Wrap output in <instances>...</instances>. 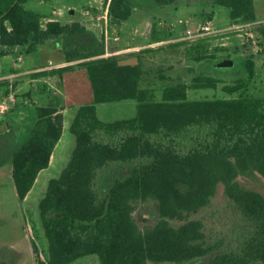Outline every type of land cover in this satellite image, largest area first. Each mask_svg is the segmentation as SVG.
Masks as SVG:
<instances>
[{"label": "trees", "instance_id": "obj_1", "mask_svg": "<svg viewBox=\"0 0 264 264\" xmlns=\"http://www.w3.org/2000/svg\"><path fill=\"white\" fill-rule=\"evenodd\" d=\"M29 1L0 0V55L37 56L41 46L56 42L68 65L33 76L61 78L64 71L84 68L94 97L78 109L70 128L77 142L72 159L40 203L49 257L44 261L35 245L36 263L70 264L97 255L100 264H264V195L238 181L264 178V95L248 93L258 74L255 58L264 55V24L257 28L262 49L246 57V75L222 87L230 97L191 100L190 90L218 89L222 82L196 72L191 82L177 79L157 88L151 77L166 80L164 69L157 76L144 69L153 48L104 57L99 37L82 22L44 25L43 14L25 7ZM176 1L156 0L161 6ZM211 1L229 9L233 24L259 22L255 0ZM133 12L132 0H111V26ZM205 14L206 20L214 15ZM158 23L152 19L144 29L150 44L171 38L152 34ZM221 50L210 52L203 40L191 46L188 59L212 63ZM130 57L138 63L125 62ZM128 100L137 102L134 117L101 119L99 105ZM60 111L34 106L22 143L3 140L7 131L0 129V167L10 162L20 201L50 166L63 135ZM11 116L0 113V128ZM220 184L235 208L229 227L195 217L213 203ZM136 201L158 205V218L144 229L134 216Z\"/></svg>", "mask_w": 264, "mask_h": 264}, {"label": "rangeland", "instance_id": "obj_2", "mask_svg": "<svg viewBox=\"0 0 264 264\" xmlns=\"http://www.w3.org/2000/svg\"><path fill=\"white\" fill-rule=\"evenodd\" d=\"M255 1L259 22L231 29L233 23L230 20L229 9L215 5L211 0H177L174 4L167 6L159 5L156 0H132L134 12L131 18L126 21L130 28L124 33L117 28L118 25H113V34H118L121 39L113 41L110 46L130 48L131 50L126 53L141 50L142 45L146 42L143 40L142 30L139 33L136 30L143 28L152 19H156L160 23V26L157 25L158 27H155L152 32L155 37L169 38L173 36L176 40L186 34L188 30L196 31L202 25L211 23L218 30V33H212L194 41L189 40L186 45L176 49L169 47L174 41L164 45L155 44L154 47H148L153 48L154 51L146 55L144 69L149 71L151 76L153 73L157 76L156 73L160 67L164 69L163 74L166 80L159 81L153 79V76L151 77L157 88L177 79L191 82L197 74L196 72H201L218 78L222 83L218 89L190 90L189 99L228 98L230 95L224 93L222 87L244 77L246 75V57L262 49L257 28L260 24H264V0ZM91 4H94V0H52L45 2L31 0L25 4V7L44 14V25L49 22L48 18L50 17L64 23L72 19L82 22L99 37L98 47L103 48L104 46L106 53L107 48L103 40L101 27L85 15ZM70 10H74L75 13L71 14ZM54 11L58 12V15ZM211 12L214 13L212 19L207 18L206 20L207 15L205 13ZM203 40L210 52H214L215 48H224V50L218 52V58L212 63L207 61L196 62L188 59L191 46H195ZM46 45H48V47L45 46L47 48L42 46L39 51L40 65H49L50 63L54 65L62 60L60 44L52 42ZM56 46L59 47V51L54 50ZM160 47H164V51L159 50ZM192 53L196 54L195 51ZM228 56L229 59L234 61L233 66H220L218 60L228 58ZM128 59H132L128 62H138L136 57ZM255 60L258 74L248 93L260 96L264 95V55H257ZM53 68L57 67L54 66ZM47 69L51 68H45V70ZM27 78L23 79L25 84L22 86L21 91L19 86L23 83H13V90L7 86L0 88L1 96L4 95L5 91H10L18 100L23 97L21 99L23 101H18L14 105L13 110L17 109V111L10 113L12 116L9 124L5 123L0 128L2 133L7 131L3 136V140H10L12 143L17 144L22 143L24 137L27 136L26 130L30 126L34 106L46 105H55L58 109L63 110L64 136L56 148L55 159L47 169L41 171L32 191L24 201H20L17 196L10 162L5 161V165L0 167V264H37L34 252L35 245L39 248L42 259L44 261L48 260L49 242L40 218L39 206L46 195L50 181L59 178L72 159L77 142L70 128L78 109L82 105L92 103L94 99L89 76L84 68L64 71L61 78L58 76L46 78L48 79L47 83L43 80L31 83ZM24 94L26 97H24ZM28 94L33 97L35 103L30 100ZM3 99L1 97L0 102ZM25 100H30V102L25 103ZM136 113L137 102L134 100L99 105V115L105 121L132 118ZM6 144L8 143L6 142ZM7 147L10 148V145L8 144ZM238 181L244 187L259 191L264 195V178L262 176L256 175L253 178L240 176ZM135 204L134 216L141 228L144 229L145 226L156 221L158 218V205L155 201H136ZM234 210L235 208L226 199L224 185L220 184L213 203L195 217L204 218L210 226L215 227L213 224L217 222L219 225L222 223V226L224 224V227H229L233 220L231 217ZM70 264H100V262L97 255H90Z\"/></svg>", "mask_w": 264, "mask_h": 264}, {"label": "crops", "instance_id": "obj_3", "mask_svg": "<svg viewBox=\"0 0 264 264\" xmlns=\"http://www.w3.org/2000/svg\"><path fill=\"white\" fill-rule=\"evenodd\" d=\"M43 2H45L44 0H42ZM52 1V0H51ZM70 8H72V7H70ZM71 11V10H70ZM55 12V11H54ZM43 13V12H42ZM45 18V16H44V14H43V19ZM48 20L49 21H51V20H56V19H54V18H52V17H50V18H48ZM73 21H78V20H70V21H68V22H65V23H71V22H73ZM150 21V20H149ZM62 23H64V22H62ZM148 23V22H147ZM147 23L143 26V28H139L138 30H136V32L137 33H139L140 32V30H142V36H143V40H144V42H146V43H144V45H142V49H145V48H148V47H151V46H153V45H155V44H157V45H164V44H166V43H171V42H173L174 41V43L176 42V41H181V42H186L187 43V41H189V40H187L186 39V34H184L183 36H180L179 38H177V40L176 39H174L173 38V36L170 38V39H166V40H162V41H158V42H154V43H148V39L147 38H145V32H144V29L146 28V25H147ZM162 26V25H161ZM117 28H119V30L121 29L122 30V32H127L128 31V29L130 28V26L126 23V21L125 22H123V23H121V24H119L118 25V27ZM177 30H179V29H177ZM180 35V34H179ZM199 39H201V38H199ZM45 46H47L48 47V45H43V47L44 48H47V47H45ZM50 46H53V45H50ZM42 47V46H41ZM114 47H116V46H114ZM118 47V46H117ZM154 47V46H153ZM54 50H57V51H59V47L58 46H56V47H54ZM129 50H131L130 48H120V50L119 51H116V52H114V54H124V53H126L127 51H129ZM40 51V50H39ZM139 51V50H138ZM1 56V55H0ZM130 60H132V59H126L125 60V62H127V63H131V64H137L138 62H128V61H130ZM50 64H52V63H50ZM49 64V65H50ZM64 64L65 65H67V63H63L62 62V60H60L59 62H56V64H52L53 65V67L55 66V67H57V68H60V67H63L64 66ZM49 65H40V61H39V52H38V54H37V56H33V55H24V54H19L17 57H15V56H13V55H7V56H1V63H0V88H3V87H10L11 88V90H13V83L15 84V83H23V84H21L20 86H19V90L21 91V89L23 88L22 86L25 84V82L23 81V79L25 78V77H28L27 79H29V81L31 82V83H37L38 81H48V79H46V78H53V77H55V76H49V77H35V76H33V74H35V73H37V72H40V71H44L45 70V68H49L50 66ZM51 65V66H52ZM47 70H51V69H47ZM33 76V77H32ZM47 83V82H46ZM86 83V82H85ZM10 84V85H9ZM10 88H8V90H10ZM49 91V90H48ZM8 92V91H7ZM7 92L5 91V93H4V95L3 96H1L0 95V98L1 97H3V98H5V97H8V96H10V95H12V93L10 92V94L9 95H6L7 94ZM27 92V91H26ZM27 96H29V98H30V100L32 101V102H34L33 101V97H30V95L28 94ZM24 97H26L25 96V94H24ZM23 98V97H22ZM21 97L19 98V100H18V98H16V102H15V104L19 101H23V100H21L22 99ZM30 100H25V103H29L30 102ZM35 103V102H34ZM15 104H13V106L10 108V110L12 109L13 110V107H14V105ZM7 111V112H9V113H11V112H13L12 110L11 111ZM61 110V109H60ZM60 112H62V114L64 115V113H63V110H61ZM63 136H64V126H63V135H62V137H61V139L59 140V142L56 144V146H55V148H54V151H53V155H52V157H51V163L53 162V160L55 159V151H56V148L58 147V145L61 143V141H62V139H63ZM51 163H50V165H51Z\"/></svg>", "mask_w": 264, "mask_h": 264}, {"label": "built area", "instance_id": "obj_4", "mask_svg": "<svg viewBox=\"0 0 264 264\" xmlns=\"http://www.w3.org/2000/svg\"><path fill=\"white\" fill-rule=\"evenodd\" d=\"M110 4L111 0H94V4H91L89 8L86 10L85 15L88 16L90 19H92L97 25L101 27L102 30V36L104 39V43L106 45L107 51L103 55L104 57L113 55L110 51V45L113 41H119L121 38L120 36L114 35L112 31L111 26V17H110ZM58 15V12H54ZM54 21V20H51ZM250 24H247V26ZM245 27L246 24H233L230 28L236 29L238 27ZM212 33H218V30H216L211 23H208L206 25H202L200 28H198L196 31L188 30L186 32V39L187 40H196L199 38H202L206 35L212 34ZM52 65V64H51ZM53 65L49 68L52 69ZM16 98L14 95H10L8 97H5L0 102V113H6L10 110V108L15 104Z\"/></svg>", "mask_w": 264, "mask_h": 264}, {"label": "water", "instance_id": "obj_5", "mask_svg": "<svg viewBox=\"0 0 264 264\" xmlns=\"http://www.w3.org/2000/svg\"><path fill=\"white\" fill-rule=\"evenodd\" d=\"M70 13L74 14L75 11L71 10ZM218 63H219L220 66L229 67V66H233L234 61L229 59V58H222V59L218 60Z\"/></svg>", "mask_w": 264, "mask_h": 264}]
</instances>
